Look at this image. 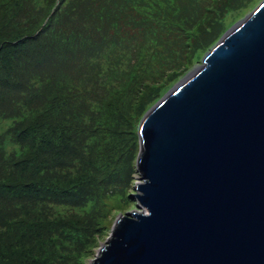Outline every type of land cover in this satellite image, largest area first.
Instances as JSON below:
<instances>
[{"label": "trees", "instance_id": "trees-1", "mask_svg": "<svg viewBox=\"0 0 264 264\" xmlns=\"http://www.w3.org/2000/svg\"><path fill=\"white\" fill-rule=\"evenodd\" d=\"M147 1L0 0V264H80L101 200L128 185L133 155L118 145L166 66L133 56L114 72L103 59L127 29L141 31L136 54L161 42L172 25L150 23ZM213 5L176 30L209 31Z\"/></svg>", "mask_w": 264, "mask_h": 264}, {"label": "water", "instance_id": "water-1", "mask_svg": "<svg viewBox=\"0 0 264 264\" xmlns=\"http://www.w3.org/2000/svg\"><path fill=\"white\" fill-rule=\"evenodd\" d=\"M144 213L91 264H264V0L138 128Z\"/></svg>", "mask_w": 264, "mask_h": 264}, {"label": "rangeland", "instance_id": "rangeland-1", "mask_svg": "<svg viewBox=\"0 0 264 264\" xmlns=\"http://www.w3.org/2000/svg\"><path fill=\"white\" fill-rule=\"evenodd\" d=\"M149 1V2H148ZM147 8H144L153 21L156 22H168L172 26H163L157 32L160 35L158 45H146L141 48L137 54L132 52L130 43L141 42V31L135 28L127 29L126 35H122L123 43H120L119 47H114L111 50V54L103 59L105 66H114L111 71H117L127 66L128 61L133 56L135 59V67H138L142 63L149 62V66H158V62H165V66L162 70L163 77H158V83L155 84L157 93L152 98H147L143 95L142 101L147 102L146 105L139 101V105H133L128 117L129 124L125 127L124 141L120 142V148L123 151L130 152L133 155L132 171L128 185L121 189L122 185H116L112 193L109 192V196L103 197L98 209V216L101 217L98 220L96 231H89L86 234H91V237H87L89 242L85 244L88 251L80 256V264H91L93 260L97 258L98 251L101 246L106 244L107 240L112 235L113 224L120 214L126 216V213H144V209L139 207V203L135 198L138 195L134 185L143 182L140 178V174L136 170V158L139 154V139L138 128L139 124L146 114V112L154 106V104L161 99L164 94L170 90L173 86L178 84L186 75L194 68L199 66L202 59L207 52L218 42L224 34L230 30L235 24L247 16L262 0H167V4L163 3V0H148ZM171 2V4H168ZM208 3L214 4L213 7L222 13H218L217 19L214 22H210L213 14L212 11L205 17L207 22V32H198L194 35V38L188 37L185 31L176 30L180 24L178 17L182 16V22L187 23L188 19L193 22L197 18H204V6ZM170 11V13L168 12ZM195 14V15H193ZM191 16V17H188ZM193 16H198L195 20L191 19ZM216 17V15H215ZM191 23V21H189ZM213 28V29H212ZM158 29V28H157ZM149 38V34L146 36ZM129 45V46H127ZM146 48L148 50H146ZM147 52L149 56L153 53L158 55V58L148 60ZM164 57V58H163ZM168 63V64H167ZM116 76V75H115ZM152 87V85H151ZM138 142V143H137ZM127 145V146H126ZM126 146V147H124ZM120 163L123 164L121 161ZM130 197V198H129ZM89 206V205H88ZM87 206V207H88ZM89 210V208H88ZM95 214V211H93Z\"/></svg>", "mask_w": 264, "mask_h": 264}]
</instances>
